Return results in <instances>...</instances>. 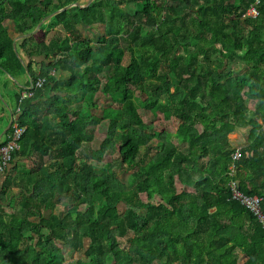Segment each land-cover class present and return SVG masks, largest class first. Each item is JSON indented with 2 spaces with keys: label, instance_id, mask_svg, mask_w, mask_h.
I'll use <instances>...</instances> for the list:
<instances>
[{
  "label": "trees",
  "instance_id": "trees-1",
  "mask_svg": "<svg viewBox=\"0 0 264 264\" xmlns=\"http://www.w3.org/2000/svg\"><path fill=\"white\" fill-rule=\"evenodd\" d=\"M87 1L0 0V79L17 89L13 106L0 95L3 131L8 111L6 136L26 129L0 176V264H264V226L230 189L238 132L240 188L264 209V0H94L57 13ZM254 5L260 16L244 17ZM86 15L103 27L95 41ZM98 93L124 114L103 142L127 181L94 156L103 118L86 97Z\"/></svg>",
  "mask_w": 264,
  "mask_h": 264
},
{
  "label": "rangeland",
  "instance_id": "rangeland-1",
  "mask_svg": "<svg viewBox=\"0 0 264 264\" xmlns=\"http://www.w3.org/2000/svg\"><path fill=\"white\" fill-rule=\"evenodd\" d=\"M85 23L86 26H90V20L88 18V16H85ZM89 28V27H88ZM88 28H84L83 33L85 34L86 37L93 39L95 41V38L98 35H101L103 33V27L102 26H96L93 27L92 29H88ZM47 38V36L44 33H39L37 35V39L38 40H45ZM0 89L3 90V86L5 84L6 78L4 79H0ZM17 90L15 87L13 89H7L8 93L5 94V99L7 101H9L11 103V105H13L15 103V101L12 99V95L14 93V91ZM5 92V91H3ZM94 97H96V102L98 103V107L96 109L93 110V113L100 116L101 118H103V123L98 126L97 131H96V135H97V140L94 144V156L95 159L98 160L100 163H111L112 164V168L115 171H118V173L120 174L121 178L124 181H127V176L128 174L126 173V171H124L119 165H120V158L118 154H113L111 152H109L108 146L103 142L106 135H107V131L109 128V124L111 122V120L113 119H117L120 121V126L122 127L124 125V114L122 113V108L119 104H115L112 103L111 101H109L108 99H106L105 97H103V95L101 93H98L97 95H88L86 97V99H88L89 101H91L92 99H94ZM136 104L139 105V112L141 114V116L143 117L144 121L146 123H158L156 121V117L154 116V114L150 111H146L145 109H143L142 105H141V101L136 99ZM5 105V104H3ZM7 108L9 110L8 106H3V108ZM159 127H160V123H158ZM176 126L177 123L176 122H172V124H170V126L168 127V129L172 132H175L176 130ZM201 130V127H198ZM236 139L232 140L234 143H236L235 141ZM175 141L177 143H180V139L176 138ZM233 143V144H234ZM234 146V145H233ZM155 160L158 163V166L161 170L167 171L172 167V163L166 161L165 159H163L162 155L157 154V156L155 157ZM103 172L101 170L98 171V177L101 176ZM124 210V207L123 209ZM58 213H65L66 209L64 207H61V210H57ZM123 241V245L126 247L127 246V242L125 241V239H121ZM63 253L65 254V257L67 259V261L71 262L74 261L76 259H78L80 256L76 253H73L69 247L67 246H63Z\"/></svg>",
  "mask_w": 264,
  "mask_h": 264
},
{
  "label": "built area",
  "instance_id": "built-area-1",
  "mask_svg": "<svg viewBox=\"0 0 264 264\" xmlns=\"http://www.w3.org/2000/svg\"><path fill=\"white\" fill-rule=\"evenodd\" d=\"M260 1L261 0H259L258 2ZM259 16L260 11L257 8V5H254L252 8H250L249 12L244 15V17L255 18ZM51 74L55 75L56 72L53 71ZM33 83L35 89L27 90L24 93L23 98L34 96L33 91H35L37 88H43L46 83V78H40ZM14 129V133L9 138L10 140L5 144L0 145V176L6 171L7 168L10 167L15 153L21 149L20 141L22 140L26 129L20 127L18 123L14 126ZM240 151L241 146L237 145L235 151L233 152L232 163L230 166V189L232 193V199L240 202L244 207L249 209L264 226L263 199L258 196H250L245 194L240 188V181L237 179V171L239 167L238 162L241 159Z\"/></svg>",
  "mask_w": 264,
  "mask_h": 264
},
{
  "label": "crops",
  "instance_id": "crops-1",
  "mask_svg": "<svg viewBox=\"0 0 264 264\" xmlns=\"http://www.w3.org/2000/svg\"><path fill=\"white\" fill-rule=\"evenodd\" d=\"M19 78H20V81H21V83H24V84H26L27 83V76L26 75H20L19 76ZM30 81V80H29ZM1 91V93H4V94H6V93H8L6 90H5V88H4V86H3V90L2 89H0ZM27 90V89H26ZM3 91H5V92H3ZM10 103V102H9ZM11 104V103H10ZM14 105V104H13ZM12 105V106H13ZM1 110V109H0ZM9 113H10V115H11V117L13 118V114L10 112V111H8ZM6 116H8V114L7 113H3L1 116H0V143H2V142H4V141H7L8 139H9V137H7L6 136V134L4 135V133H5V131H6V129L8 128H6L4 131H3V121L5 120V118H6ZM15 119V118H14ZM11 123V122H10ZM10 125V124H9ZM234 139H236L235 141H236V143H234L232 140H234ZM230 140H231V143H232V145H234V147L236 146V145H245L246 143H247V140L244 138V136L242 135V134H240V133H238V132H235V133H233V134H231L230 135ZM234 143V144H233ZM5 179V177H1V179L0 180H4Z\"/></svg>",
  "mask_w": 264,
  "mask_h": 264
},
{
  "label": "water",
  "instance_id": "water-1",
  "mask_svg": "<svg viewBox=\"0 0 264 264\" xmlns=\"http://www.w3.org/2000/svg\"><path fill=\"white\" fill-rule=\"evenodd\" d=\"M93 1L94 0H89V1H87V3H85V4H81L80 2L79 3H75V4H70V5H68L67 7H65V8H63V9H61V10H59L57 13H59V12H61V11H64V10H68V9H71V8H73V7H80V8H88L92 3H93ZM55 14H53V15H51V16H49L47 19H45L37 28H36V30L33 32V33H31V34H35L38 30H39V28L41 27V25L42 24H44V22H46L49 18H51L52 16H54ZM31 34H28L27 36H29V35H31ZM18 40V39H17ZM16 40V41H17ZM16 41H15V43H14V49H15V51H16ZM30 82H31V86L30 87H26V89L27 90H34L35 89V87H34V83H33V81H32V79L30 80ZM0 95H2L1 94V92H0ZM14 122H15V119H14V117L12 118V120H11V123H10V125L8 126V128L6 129V131H5V133H4V135L13 127V124H14Z\"/></svg>",
  "mask_w": 264,
  "mask_h": 264
}]
</instances>
